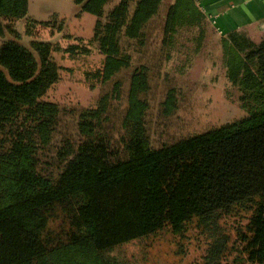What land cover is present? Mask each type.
<instances>
[{"label": "trees", "instance_id": "16d2710c", "mask_svg": "<svg viewBox=\"0 0 264 264\" xmlns=\"http://www.w3.org/2000/svg\"><path fill=\"white\" fill-rule=\"evenodd\" d=\"M77 2L100 16L97 40L107 0ZM28 5L0 0V39L14 36L0 44V264L87 257L125 264L111 254L118 245L166 226L182 235L192 221L207 240L202 264H264V63L244 69V54L264 51V39L233 32L222 40L233 51L232 79L247 115L155 147L132 117L134 100L120 111L112 103L122 82L105 90V78L121 68L119 55L104 60L103 93L93 106L45 99L63 70L51 42L26 46L5 23L23 18ZM177 7L205 16L195 0ZM124 9L112 22H129ZM141 21L134 18L133 36Z\"/></svg>", "mask_w": 264, "mask_h": 264}, {"label": "rangeland", "instance_id": "374dc122", "mask_svg": "<svg viewBox=\"0 0 264 264\" xmlns=\"http://www.w3.org/2000/svg\"><path fill=\"white\" fill-rule=\"evenodd\" d=\"M143 1L107 0L101 19L104 29L97 40L94 35L100 16L83 11L77 0H29L23 18L5 23L14 26L26 46L32 41L51 42L63 70L61 80L45 99L61 106H93L103 93L104 60L108 53L119 55L121 68L105 78V90H111L114 82H122L121 95L111 101L119 104L120 111L134 100L132 117H138L139 128L149 136L152 146L247 115L239 84L232 79L235 69L229 62L233 51L224 50L223 37L212 23L196 12L183 14L177 7L179 0H146L145 5L140 3ZM119 7L125 8L120 10L121 18L128 23L112 22L119 19ZM108 16L112 23H107ZM136 16L142 21L133 36L129 29ZM12 37L7 33L0 44ZM261 63L264 51L244 54V69L254 71ZM91 68L96 70L86 73ZM134 80L135 97L131 90ZM206 249L207 240L192 221L182 235L166 226L150 236L118 245L111 254L125 264H202ZM98 262L101 264L96 257H87L78 264Z\"/></svg>", "mask_w": 264, "mask_h": 264}, {"label": "crops", "instance_id": "0c3cea01", "mask_svg": "<svg viewBox=\"0 0 264 264\" xmlns=\"http://www.w3.org/2000/svg\"><path fill=\"white\" fill-rule=\"evenodd\" d=\"M216 31L240 32L259 44L264 39V0H195Z\"/></svg>", "mask_w": 264, "mask_h": 264}]
</instances>
